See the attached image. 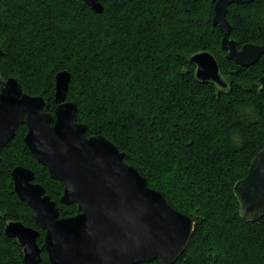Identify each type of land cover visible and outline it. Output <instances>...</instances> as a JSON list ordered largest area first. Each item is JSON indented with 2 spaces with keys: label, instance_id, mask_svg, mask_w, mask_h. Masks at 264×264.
<instances>
[{
  "label": "trees",
  "instance_id": "obj_1",
  "mask_svg": "<svg viewBox=\"0 0 264 264\" xmlns=\"http://www.w3.org/2000/svg\"><path fill=\"white\" fill-rule=\"evenodd\" d=\"M0 0V88L8 77L55 107V75L70 73L66 100L86 136L102 135L147 185L193 219L191 238L173 264H264V215L245 217L233 191L264 149V56L250 66L225 57L213 25L212 0ZM229 37L240 47L264 44V0L231 4ZM208 51L225 86L202 82L189 58ZM18 125L0 153V264H23L9 220L39 232L13 190L10 172L34 173L59 217L78 212L61 204L63 184L30 154ZM38 264H50L44 251ZM138 264H164L159 260Z\"/></svg>",
  "mask_w": 264,
  "mask_h": 264
},
{
  "label": "water",
  "instance_id": "obj_2",
  "mask_svg": "<svg viewBox=\"0 0 264 264\" xmlns=\"http://www.w3.org/2000/svg\"><path fill=\"white\" fill-rule=\"evenodd\" d=\"M101 13L98 0H82ZM254 0H212L213 25L222 38L225 57L240 66L256 63L264 44L245 43L240 48L229 37L226 15L229 5ZM2 51L0 49V56ZM195 76L202 82L225 86L215 57L208 51L190 56ZM70 73L55 75V107L45 111L41 96L25 93L8 77L0 88V153L13 139L18 125L26 126L23 141L51 179L63 184L61 204L77 205L78 212L59 217L56 204L34 182V173L22 165L11 172L13 190L30 210L35 224L44 230L42 246L38 230L19 220L5 223L3 232L15 238L23 264H38L42 251L50 264H138L159 260L173 264L185 250L194 222L174 209L159 191L150 188L137 169L123 161L124 153L102 135L86 136V125L76 121V105L66 100ZM264 95V74L258 79ZM233 191L245 217L264 215V149L252 158L247 174Z\"/></svg>",
  "mask_w": 264,
  "mask_h": 264
},
{
  "label": "flooded vegetation",
  "instance_id": "obj_3",
  "mask_svg": "<svg viewBox=\"0 0 264 264\" xmlns=\"http://www.w3.org/2000/svg\"><path fill=\"white\" fill-rule=\"evenodd\" d=\"M242 45H243V44H242ZM242 45H241V46H242ZM241 46H240V47H241ZM237 47L240 48L238 45H237ZM262 56H264V55H262ZM254 64H255V63H254ZM249 66H250V65H249ZM262 75H263V74H262ZM41 230H42V229H41Z\"/></svg>",
  "mask_w": 264,
  "mask_h": 264
}]
</instances>
